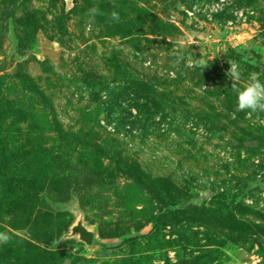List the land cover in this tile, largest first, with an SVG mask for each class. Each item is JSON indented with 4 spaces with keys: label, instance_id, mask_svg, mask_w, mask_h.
I'll return each mask as SVG.
<instances>
[{
    "label": "rangeland",
    "instance_id": "374dc122",
    "mask_svg": "<svg viewBox=\"0 0 264 264\" xmlns=\"http://www.w3.org/2000/svg\"><path fill=\"white\" fill-rule=\"evenodd\" d=\"M194 1L212 0H0L5 264H264V113L238 111L226 75L236 61L237 87L264 82V0L206 23L184 14ZM235 9L246 19L228 38ZM137 82L162 106L132 123ZM144 176L196 209L172 213ZM79 216L89 247L63 237Z\"/></svg>",
    "mask_w": 264,
    "mask_h": 264
},
{
    "label": "trees",
    "instance_id": "16d2710c",
    "mask_svg": "<svg viewBox=\"0 0 264 264\" xmlns=\"http://www.w3.org/2000/svg\"><path fill=\"white\" fill-rule=\"evenodd\" d=\"M6 1H8V3L10 4H13L16 2V0H6ZM27 1L28 0H21V3L24 4L25 6L27 4ZM129 91H130L129 93H126L125 98L129 100L128 106L130 108L133 107L136 113L133 114V112L125 111L126 115L124 117H132L133 118V121H131L132 123H140V121L145 120V117H153L154 113H150L149 111H151L152 109L157 110L158 108H160V106H162L160 101L157 102V100L154 99L156 91L153 88V86L150 84H144V83L137 82L136 84H134L133 88H131ZM234 101H235L234 97L231 98L230 100L231 104L232 102L234 103ZM122 165L127 167V164L125 162L122 163ZM42 170L43 169H41L40 171ZM124 170L125 169L123 168V171ZM158 181L159 179L151 180L148 176L143 177V182L148 186L150 191L158 194L162 200L167 201L168 207L170 208V211L172 213L178 212V211H174L173 208L175 206H178L179 204L183 206L182 210H179L182 212H189L191 209H196V207L191 202L189 201L182 202L179 196L175 197V196L168 195V191L166 190L165 185L162 186L163 183H158ZM15 192L28 196V194H25L21 188L20 189L15 188ZM212 202H214L217 209L216 211H212L211 217H214L215 214L216 215L219 214L220 215L219 217H221V219H223L224 217H227L229 207L223 205L220 202V199L218 201L214 200ZM204 211L206 212L207 215H210V210L205 209ZM160 219H161L160 215L156 216V222H158V224L161 222ZM40 238H41L40 240H44V238H46L45 234H41ZM37 242H41V241H37ZM184 243L189 244L190 241L187 240V241H184ZM28 244L31 245L30 242H26L23 245V247L27 250H33L34 249L33 246L32 245L29 246ZM2 259L3 257L1 258L0 256V264H5L6 262H8L7 259H5L6 262L2 261Z\"/></svg>",
    "mask_w": 264,
    "mask_h": 264
},
{
    "label": "clouds",
    "instance_id": "9594fccd",
    "mask_svg": "<svg viewBox=\"0 0 264 264\" xmlns=\"http://www.w3.org/2000/svg\"><path fill=\"white\" fill-rule=\"evenodd\" d=\"M87 15L94 19L97 15H103L98 7H93L89 9ZM111 19L119 22V14L113 11L111 14ZM191 39V37H189ZM178 59L183 60L184 57H178ZM187 64L194 67H200L201 69L207 66L195 59L189 58ZM229 68L226 73L227 77L232 81L231 89L236 96V107L238 111L245 112L248 115L264 113V82L261 81L257 73H252L249 76L248 82L244 87H237L236 82L241 80L242 71L241 65L236 61H229ZM11 237L5 233L0 232V243H9Z\"/></svg>",
    "mask_w": 264,
    "mask_h": 264
},
{
    "label": "built area",
    "instance_id": "2783aa9c",
    "mask_svg": "<svg viewBox=\"0 0 264 264\" xmlns=\"http://www.w3.org/2000/svg\"><path fill=\"white\" fill-rule=\"evenodd\" d=\"M235 1L237 0H212L205 3L194 1L189 7L183 8V12L189 19L202 20L205 23L213 22L216 15L220 14L226 7L234 4ZM233 14L235 20L229 19L226 22L228 38L235 36L234 31L238 27L237 23H243L246 19V13H244L243 9H235Z\"/></svg>",
    "mask_w": 264,
    "mask_h": 264
},
{
    "label": "water",
    "instance_id": "95a60500",
    "mask_svg": "<svg viewBox=\"0 0 264 264\" xmlns=\"http://www.w3.org/2000/svg\"><path fill=\"white\" fill-rule=\"evenodd\" d=\"M264 28V25L261 26V29ZM202 38V36H199ZM260 73H264V64H260ZM259 186L264 190V184L259 183ZM95 232L92 229H89L83 224V219L81 216L70 226L69 231L64 234V238H73L76 237L78 241L84 243L85 246L89 247L93 244Z\"/></svg>",
    "mask_w": 264,
    "mask_h": 264
}]
</instances>
